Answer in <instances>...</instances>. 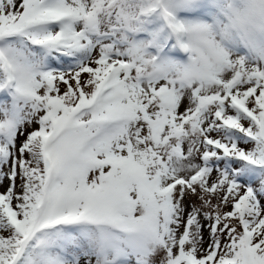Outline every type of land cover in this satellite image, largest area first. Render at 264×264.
Here are the masks:
<instances>
[{
	"label": "snow or ice",
	"instance_id": "obj_1",
	"mask_svg": "<svg viewBox=\"0 0 264 264\" xmlns=\"http://www.w3.org/2000/svg\"><path fill=\"white\" fill-rule=\"evenodd\" d=\"M0 264H264V0H0Z\"/></svg>",
	"mask_w": 264,
	"mask_h": 264
}]
</instances>
